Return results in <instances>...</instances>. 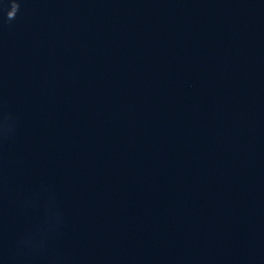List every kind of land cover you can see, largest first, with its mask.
<instances>
[{
	"label": "water",
	"instance_id": "obj_1",
	"mask_svg": "<svg viewBox=\"0 0 264 264\" xmlns=\"http://www.w3.org/2000/svg\"><path fill=\"white\" fill-rule=\"evenodd\" d=\"M0 264H264V0H0Z\"/></svg>",
	"mask_w": 264,
	"mask_h": 264
}]
</instances>
